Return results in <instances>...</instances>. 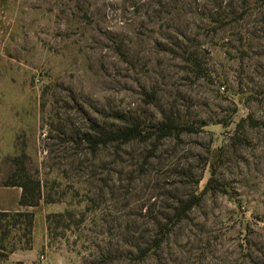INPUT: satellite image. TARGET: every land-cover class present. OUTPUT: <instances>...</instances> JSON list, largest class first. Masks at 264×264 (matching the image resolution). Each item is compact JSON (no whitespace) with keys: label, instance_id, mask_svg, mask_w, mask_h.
Segmentation results:
<instances>
[{"label":"rangeland","instance_id":"obj_1","mask_svg":"<svg viewBox=\"0 0 264 264\" xmlns=\"http://www.w3.org/2000/svg\"><path fill=\"white\" fill-rule=\"evenodd\" d=\"M12 183L0 264H264V0H0Z\"/></svg>","mask_w":264,"mask_h":264},{"label":"crops","instance_id":"obj_2","mask_svg":"<svg viewBox=\"0 0 264 264\" xmlns=\"http://www.w3.org/2000/svg\"><path fill=\"white\" fill-rule=\"evenodd\" d=\"M22 191L17 186H0V212L23 211Z\"/></svg>","mask_w":264,"mask_h":264},{"label":"trees","instance_id":"obj_3","mask_svg":"<svg viewBox=\"0 0 264 264\" xmlns=\"http://www.w3.org/2000/svg\"><path fill=\"white\" fill-rule=\"evenodd\" d=\"M8 185V184H7ZM11 185H18L20 187H22L23 189V193H22V196H21V199H20V204L21 205H37V201H33V200H29L27 198V189H26V186L24 184H15V183H12ZM8 214L5 213V212H0V216H7ZM14 215L16 216H26L27 214L26 213H15ZM30 215V214H29Z\"/></svg>","mask_w":264,"mask_h":264}]
</instances>
